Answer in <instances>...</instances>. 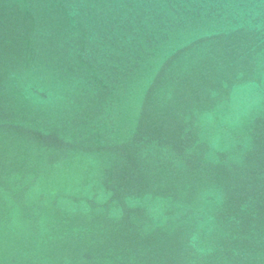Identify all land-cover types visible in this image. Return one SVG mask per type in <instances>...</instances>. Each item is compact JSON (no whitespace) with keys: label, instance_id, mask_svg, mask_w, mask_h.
Listing matches in <instances>:
<instances>
[{"label":"water","instance_id":"1","mask_svg":"<svg viewBox=\"0 0 264 264\" xmlns=\"http://www.w3.org/2000/svg\"><path fill=\"white\" fill-rule=\"evenodd\" d=\"M0 264H264V0H0Z\"/></svg>","mask_w":264,"mask_h":264}]
</instances>
